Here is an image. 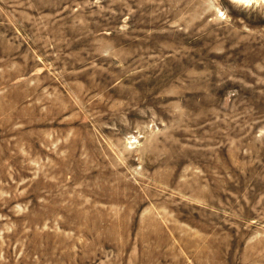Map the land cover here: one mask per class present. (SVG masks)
Masks as SVG:
<instances>
[{
    "label": "rangeland",
    "instance_id": "obj_1",
    "mask_svg": "<svg viewBox=\"0 0 264 264\" xmlns=\"http://www.w3.org/2000/svg\"><path fill=\"white\" fill-rule=\"evenodd\" d=\"M0 0V264H264V0Z\"/></svg>",
    "mask_w": 264,
    "mask_h": 264
},
{
    "label": "bare ground",
    "instance_id": "obj_2",
    "mask_svg": "<svg viewBox=\"0 0 264 264\" xmlns=\"http://www.w3.org/2000/svg\"><path fill=\"white\" fill-rule=\"evenodd\" d=\"M237 1H239V2H240L241 0H237ZM237 1H236V2H237ZM244 1H245V0H244ZM246 1H247V0H246ZM247 2H248V1H247Z\"/></svg>",
    "mask_w": 264,
    "mask_h": 264
}]
</instances>
